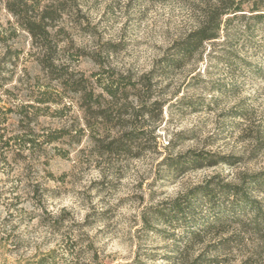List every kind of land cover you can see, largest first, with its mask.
<instances>
[{"label":"rangeland","instance_id":"374dc122","mask_svg":"<svg viewBox=\"0 0 264 264\" xmlns=\"http://www.w3.org/2000/svg\"><path fill=\"white\" fill-rule=\"evenodd\" d=\"M211 2L0 0L8 262L264 264L253 217L190 242L157 217L176 200L208 213L198 187L264 178V21L233 19L192 57L174 53ZM248 191L264 219V187Z\"/></svg>","mask_w":264,"mask_h":264},{"label":"trees","instance_id":"16d2710c","mask_svg":"<svg viewBox=\"0 0 264 264\" xmlns=\"http://www.w3.org/2000/svg\"><path fill=\"white\" fill-rule=\"evenodd\" d=\"M211 1L209 9L203 13L197 25L174 44V53L181 58L192 57L195 52L202 48L204 43L219 38L220 32L233 19L241 21L249 16L248 19L252 21H264V1L262 0L251 1L248 10L244 9L243 2L234 5L230 0ZM247 12L250 15H247ZM27 28L32 36H36L37 33H35L33 25ZM41 28L46 34L48 33L46 27ZM174 60L175 57H169L167 63L172 64ZM108 94L114 95L111 90L108 91ZM24 142L31 143L33 141L28 139ZM191 161L196 166H203L202 164L213 165V162H215L212 158L199 156L198 154L191 157ZM263 187L264 178L255 176L248 190ZM248 190L230 183L219 186H201L192 195L197 202H202L208 207V213H198L194 206L189 203L184 204L176 200L169 207L160 210L157 217L169 224H172V221L175 220L180 222L182 232L187 237L188 242L200 241L202 235L223 232L225 224L240 223L242 218L247 216L253 217V220L257 222L256 226H259V223L264 222V219L261 218L260 205L251 199ZM13 238V231L6 230L2 221L0 223V264H19V262L10 263L4 257L6 246L13 244ZM175 249L177 250V247ZM34 264H43V262L37 261Z\"/></svg>","mask_w":264,"mask_h":264}]
</instances>
